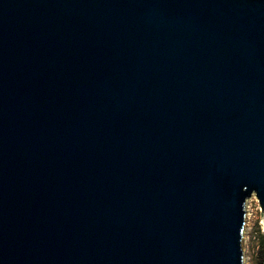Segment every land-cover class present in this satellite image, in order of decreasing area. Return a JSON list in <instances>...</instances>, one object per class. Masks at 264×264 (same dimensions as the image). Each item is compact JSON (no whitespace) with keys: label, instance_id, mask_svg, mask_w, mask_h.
I'll return each instance as SVG.
<instances>
[{"label":"water","instance_id":"water-1","mask_svg":"<svg viewBox=\"0 0 264 264\" xmlns=\"http://www.w3.org/2000/svg\"><path fill=\"white\" fill-rule=\"evenodd\" d=\"M264 234V0H0V264H243Z\"/></svg>","mask_w":264,"mask_h":264},{"label":"rangeland","instance_id":"rangeland-1","mask_svg":"<svg viewBox=\"0 0 264 264\" xmlns=\"http://www.w3.org/2000/svg\"><path fill=\"white\" fill-rule=\"evenodd\" d=\"M259 207L254 196H250L247 200L246 215L244 220L243 235L241 247L243 250V264H253L257 250V242L260 231Z\"/></svg>","mask_w":264,"mask_h":264},{"label":"trees","instance_id":"trees-1","mask_svg":"<svg viewBox=\"0 0 264 264\" xmlns=\"http://www.w3.org/2000/svg\"><path fill=\"white\" fill-rule=\"evenodd\" d=\"M253 264H264V234L262 233L259 235Z\"/></svg>","mask_w":264,"mask_h":264}]
</instances>
